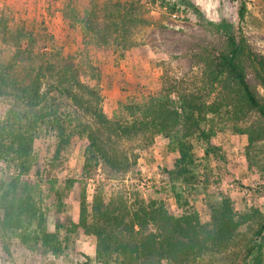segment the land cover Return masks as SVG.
I'll use <instances>...</instances> for the list:
<instances>
[{
	"label": "trees",
	"instance_id": "1",
	"mask_svg": "<svg viewBox=\"0 0 264 264\" xmlns=\"http://www.w3.org/2000/svg\"><path fill=\"white\" fill-rule=\"evenodd\" d=\"M119 24L113 21L105 26L120 31L125 16ZM221 28L228 37V49L209 64L202 92L159 83L158 91L144 103L121 105L112 117L103 109L100 76L91 75L93 85H84L75 70L58 65L51 61V53L39 50L41 63L32 80L22 85L10 77L24 53L16 51L12 62L0 70V104L7 108L0 118V160L14 170L0 178V242L5 250L13 234L30 250L43 248L62 255L64 194L80 187L78 222L72 228L96 239L93 254L83 264H198L228 251L241 236L248 239L247 247L239 262L232 264H264L262 211H238L232 197L221 191L208 201L209 220L203 222L190 203L192 192L203 185L196 150L201 148L206 157L220 150L211 116L224 118L221 130L247 136L246 159L252 168L264 172V98L250 87L244 68L250 62L264 86V57L256 56L243 37L234 35L230 24ZM70 107L77 110L74 116ZM156 136L166 138L167 148L177 154L170 167L162 170L157 197L130 193L124 183L112 187L109 183L136 164V159L130 162L119 152L117 143L141 140L150 145ZM76 141L84 147L80 176L60 179L55 173L63 166L62 154ZM90 180L95 188L88 199ZM44 188L57 200L55 231L49 230L46 214L36 202ZM169 195L180 213L166 206Z\"/></svg>",
	"mask_w": 264,
	"mask_h": 264
},
{
	"label": "rangeland",
	"instance_id": "2",
	"mask_svg": "<svg viewBox=\"0 0 264 264\" xmlns=\"http://www.w3.org/2000/svg\"><path fill=\"white\" fill-rule=\"evenodd\" d=\"M122 16L126 24L117 31ZM113 21L118 22V27L106 29L105 24ZM95 23L97 27H93ZM224 23L231 25L234 35L245 39L256 56L264 57V0H0V70L12 62L16 51H23L10 77L27 84L41 63L37 51L49 52L51 61L75 70L84 85H93L91 75L100 76L103 109L112 117L121 105L144 103L150 93L158 91L159 83L202 92L209 64L228 49V37L221 28ZM244 68L248 84L264 98V86L255 67L246 61ZM6 109L0 104V118ZM68 110L72 116L77 111L74 107ZM224 121L222 116H211V125L217 131L214 141L220 147L218 154L206 157L201 148L196 150L197 173L203 185L192 192L190 203L203 222L209 220L208 201L221 191L232 197L238 211L264 213V172L252 168L246 159L247 136L221 130ZM167 144L163 136H156L150 145L141 140L119 141V152L130 162L136 159V164L109 184L116 188L124 183L130 193L157 197L163 185L162 170L170 167L177 156ZM62 155L63 166L55 174L60 179L79 178L84 164L82 143L74 142ZM10 170L14 171L0 160V178ZM94 188L95 182L90 180L86 186L88 199ZM46 189L36 195V202L46 214L49 230L55 231L58 204ZM206 189L215 195L210 197ZM81 190L76 187L64 194L62 255L43 248L30 250L10 234L8 251L0 242V264L85 263L86 256L93 254L96 239L72 228L78 222ZM165 204L175 214L181 212L172 195ZM247 243L248 239L241 236L228 251L210 255L198 264L237 263Z\"/></svg>",
	"mask_w": 264,
	"mask_h": 264
}]
</instances>
